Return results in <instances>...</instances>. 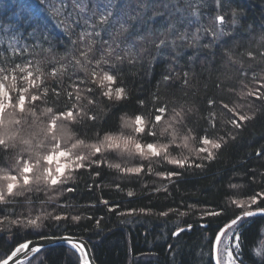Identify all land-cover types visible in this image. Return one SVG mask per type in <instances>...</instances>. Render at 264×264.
Here are the masks:
<instances>
[{
    "label": "snow or ice",
    "instance_id": "snow-or-ice-1",
    "mask_svg": "<svg viewBox=\"0 0 264 264\" xmlns=\"http://www.w3.org/2000/svg\"><path fill=\"white\" fill-rule=\"evenodd\" d=\"M38 7L49 15L62 18L70 47L65 48L59 59L57 53L36 61L33 57L39 52L51 54L56 51L47 32L37 26L28 33L29 39L24 40L12 25L0 23V33H11V39L18 45L12 46L11 52L0 46V205L15 204L17 197L34 192H43L48 202H53L65 192L75 191L68 185L69 181H75L76 174H83L79 170L99 177V169L107 167L124 177L138 179L141 174L154 171L152 163L155 161L175 166L155 173L171 181L183 174L176 169L204 167L202 162L190 159L192 155L201 161L216 159V154L204 146L211 145L218 152L227 147L229 141H235L236 136L230 129L218 128V122L209 119L206 121L208 127H201L199 143L202 146L193 147L196 137L188 125L194 108L188 106L186 93L176 96L170 107V102L162 100L159 94H153L151 98L137 97L133 101L131 89L124 85L125 66L135 65L140 58L138 45L150 35L157 37L150 41L157 52L175 51L185 46L212 49L225 37H234L240 26L241 13L233 7L232 0H175V3L172 0H38ZM169 7L179 15L168 19L163 28L153 29L148 21L157 16L171 17L167 11ZM208 9L211 12L206 11ZM193 23L197 26L190 32L189 26ZM202 39L207 42L201 44ZM256 43L259 47L255 53L249 50L247 55L264 57V30ZM231 51L229 48L224 52L229 60ZM163 79L169 89L179 88L181 92L189 83L188 73H184L179 85L172 81L171 73ZM246 95L254 96L264 107V92L259 88ZM101 104L109 111L116 109L124 115L120 116L121 124L117 129L103 135L96 132L95 139L89 142L92 138L88 137V130L96 128L105 115ZM208 104H216V101L209 99ZM130 106H135L136 110L129 116L126 110ZM223 110L232 114L228 123L234 129H242L244 122L250 120L236 108L229 109L228 104H223ZM170 148L177 155L174 156ZM185 151L189 155H184ZM202 153L206 155L201 156ZM109 154L136 163L131 166L112 163L107 159ZM9 157L13 160L11 164L8 163ZM145 161L148 162L147 168ZM94 168L97 170L93 173ZM115 186L119 188V184ZM132 195L133 192L129 191L128 196ZM258 196L264 198V193L250 197V203L258 204ZM101 202L108 204L106 200ZM238 206L245 207L240 203ZM56 207L65 205L57 204ZM113 210L109 208V211ZM136 211L132 209L129 214ZM4 212L0 224L9 228L40 229L45 220L56 222L54 227L59 228L62 220L78 223L82 218L80 215L58 214L55 210H42L34 217L16 215L14 209L5 208ZM257 212L264 213V207L258 206L255 212L244 211L218 233L216 245H219L221 236L235 242L236 256H232L233 249L228 250L230 264H243L238 251L243 242L240 230L247 223L244 218L253 217ZM208 214L218 216L221 212ZM96 224L99 225V220ZM63 227L66 228L67 224ZM184 230L179 228L173 235L178 236ZM31 243L19 245L13 256L27 250ZM41 247H34L32 251L40 252ZM73 247L87 255L82 242L74 243ZM254 254L264 262V242ZM0 264L9 262L4 259Z\"/></svg>",
    "mask_w": 264,
    "mask_h": 264
},
{
    "label": "trees",
    "instance_id": "trees-1",
    "mask_svg": "<svg viewBox=\"0 0 264 264\" xmlns=\"http://www.w3.org/2000/svg\"><path fill=\"white\" fill-rule=\"evenodd\" d=\"M172 3H175V0H172ZM232 3L241 13L240 26L237 27L234 37H225L220 45L212 49L185 46L178 47L175 51L157 52L150 43L157 37L150 35L144 42L139 43L140 58L135 65L125 66L124 85L131 89L133 101L137 97L151 98L153 94H159L162 100L170 102V107L176 96L186 93L188 106L194 108L188 125L196 137L193 147L202 146L199 143L201 127L207 128L206 121L209 119L217 121L218 128L230 129L236 136L235 141H229L228 146L218 152L212 149L211 145L204 146L216 154L215 160L201 161L195 155L190 156V159L197 163L202 162L204 167L176 169L183 174L173 177L171 181L165 179L171 186L170 192L157 190L161 188L159 182L164 178L155 173L173 169L175 166L154 161V171L147 175L141 174L138 179L124 177L123 174L107 167L99 169V177L79 170L83 174H76L75 181H69L68 185L74 187L75 191L65 192L53 202H48L43 192H35L17 197L18 202L15 204L0 205V216L5 215L4 209L8 208L14 209L15 214L20 216L34 217L42 210H55V213L67 214L69 217H82L78 223L70 219L62 220L59 222L62 225L59 228L54 227L56 222L51 220H45L44 227L40 229L15 226L9 228L0 224V260L26 240L71 235L82 237L89 243L98 264H213L212 244L216 233L244 211L256 210L258 206L264 207V198L258 196V204H251L249 199L264 193V107H261L254 96L246 95L257 88L264 92V57L256 55L253 58L247 55V51L255 53L259 47L256 41L264 30V0H232ZM27 11L39 12L38 0H0V23L8 20L9 23L2 24L14 26L13 30L18 31L24 40L29 39L28 33L39 26L47 32L49 39L56 46V51L51 54L39 52L38 58L58 53L59 59L65 48L70 47L61 24L62 18L50 15L53 18L48 19L45 25L43 22L35 24L29 17L33 28L25 25L22 29L18 22ZM167 11L171 13V17L157 16L148 21L149 25L153 29L163 28L168 19L179 15L174 8L169 7ZM206 11L211 12V9ZM196 26L193 23L189 26V31H194ZM248 26L251 28L243 30ZM0 38L10 39L11 33H1ZM206 42V39L201 40V44ZM2 46L9 48L11 52L10 44ZM229 48L232 50L231 60L224 55ZM47 69L48 66L45 65V70ZM170 73L172 81L177 85L184 79V73H188L189 83L183 92L179 88L167 87L163 78ZM119 83L118 78L117 84ZM209 99H214L216 104H208ZM223 104H228L229 109L236 108L240 114L250 117L249 121L244 122L242 129L231 127L228 121L232 114L223 110ZM101 107L104 108L105 115L96 128L88 130V137L92 138L89 142L95 139L96 132L103 135L105 132L114 131L121 124L120 116L124 115V112L116 109L109 111L103 104ZM135 110V106H130L126 111L130 116ZM169 151L174 156L177 155L173 149L170 148ZM184 155L189 153L185 151ZM144 163L147 168L148 162ZM96 170L94 168L93 173ZM116 184H119V188ZM129 191L133 192L132 196H128ZM29 200L31 203H27ZM102 200L108 201V204H103ZM232 201L244 204L245 207L241 208L238 203ZM57 204L65 207H56ZM109 208L114 210L109 211ZM132 209L137 211L129 214ZM140 209L150 211L140 212ZM157 211L168 214L157 218ZM212 212L221 214H208ZM244 219L247 223L240 230L243 241L238 250L241 253L240 259L243 264H264L261 258L254 254V250L264 242V214ZM97 220L99 225L96 224ZM188 222L197 224V228L188 227L187 231L180 232L182 234L175 238L172 227H182L188 225ZM198 222L207 224V228H201ZM65 224L66 228L63 227ZM234 243L227 241L226 249L227 252L233 249L232 256L237 254ZM146 253L149 255L148 260L138 262L136 257ZM24 264L80 262L75 251L66 245H59L40 251L36 257Z\"/></svg>",
    "mask_w": 264,
    "mask_h": 264
},
{
    "label": "bare ground",
    "instance_id": "bare-ground-1",
    "mask_svg": "<svg viewBox=\"0 0 264 264\" xmlns=\"http://www.w3.org/2000/svg\"><path fill=\"white\" fill-rule=\"evenodd\" d=\"M29 17L32 19V21H33V23H35V24H38V22H43L45 25H46V21L49 19V20H52V16H50V15H47V13L46 12H44V11H42L41 9H40V11L39 12H37V13H29V11H27L26 12V14H23V18L22 19H20L19 20V18H18V20H19V24L21 25V28L23 29V26H30V28L32 29L33 27L30 25V22H29ZM17 20V21H18ZM6 23H9V21L8 20H6L5 21ZM5 22H2V23H5ZM5 26H7L6 24H5ZM14 27V26H13ZM16 27V26H15ZM50 30H52V27L50 28ZM1 34V33H0ZM0 43L2 44V45H4V46H6L7 44H10V47L12 48V46H18L17 44H16V42L15 41H13L11 38L10 39H5V38H0ZM2 45H0V46H2ZM33 59L34 60H36V61H39L40 59H42V57H40V58H38V56L37 55H35L34 57H33ZM10 66V65H9ZM107 159H108V161L109 162H112V163H117V162H119V163H124L126 166H131L132 164H135L136 163V161L135 160H129V159H124V160H122L119 156H117L116 154H109L108 156H107ZM147 162V161H146ZM160 184V187L161 188H158V191H160V192H163V193H165V192H170L171 191V186L169 185V183H167L166 182V180L164 179V180H161L160 182H159ZM157 218L158 217H160L161 215H160V212L159 211H157ZM191 221V220H190ZM187 224V223H186ZM198 224L200 225V227L201 228H203V229H206L207 228V224H205V223H203V222H198ZM189 225H191V229H196L197 228V224H193L192 222L190 223V222H188V225H185V226H182V227H179V225H177L176 227L175 226H173L172 228H174V231H177L179 228H183V229H185L184 231H187L186 229H188V227H189ZM225 227V226H224ZM224 227H222L221 229H224ZM220 229V230H221ZM220 230L216 233L217 235H218V233L220 232ZM183 231V232H184ZM231 230L229 229V232H230ZM180 234H182V233H180ZM179 234V235H180ZM198 234H200V232L198 233ZM179 235L178 236H176V235H174L175 236V238L177 237H179ZM217 235L214 237L215 238V240H216V237H217ZM64 236H67V235H64ZM69 236H71V235H69ZM68 236V237H69ZM72 237H77V236H72ZM224 236H221V239L223 238ZM77 238H82V237H77ZM83 239V238H82ZM221 239H220V242H221ZM214 240V241H215ZM227 241L228 240H225V245H227ZM213 244H214V242H213ZM212 244V245H213ZM66 245V244H65ZM90 246V245H89ZM261 246V243L259 244V247ZM219 247H220V243H219ZM213 248H214V245H213V247H212V252H213ZM227 248V247H226ZM43 250H45V249H42L41 251H43ZM90 251H92L91 250V248H90ZM226 252H227V249H226ZM38 253L39 252H37V255H38ZM218 253H219V248H218ZM227 255H228V252H227ZM92 256H93V260L95 261V259H94V255H93V251H92ZM149 257V255L146 253V254H139L137 257H136V259H137V261L139 262H146ZM228 257H229V255H228ZM33 257H30L29 259H27V261L28 260H30V259H32ZM230 258V257H229ZM219 259H220V257H219ZM230 260V259H229ZM26 261V262H27ZM212 261H213V259H212ZM26 262H23V263H21V264H24V263H26ZM96 263H97V261H95ZM98 264V263H97ZM214 264V263H213ZM219 264H221V262H220V260H219ZM226 264H230V262H227Z\"/></svg>",
    "mask_w": 264,
    "mask_h": 264
},
{
    "label": "water",
    "instance_id": "water-1",
    "mask_svg": "<svg viewBox=\"0 0 264 264\" xmlns=\"http://www.w3.org/2000/svg\"><path fill=\"white\" fill-rule=\"evenodd\" d=\"M253 211L255 212L256 210H253ZM263 214L264 213L257 212V214L255 216L263 215ZM220 239H221V237H220ZM28 241L32 242L31 244H29V248L25 251L15 253V256H13V252H14L15 248H17L19 245L26 243ZM215 241L213 244L214 248H213L212 256H213V263L217 264V260L219 258V256H218L219 245H216ZM26 242L18 244L9 254H7V256H5L4 259H7L9 264H21V263L27 261V259H29L30 257L37 255V252L32 251V249L34 247H41L42 246L41 247V250H42V249H47L48 247L66 244V246H68L69 248H71L73 251L76 252V254L78 255V259H79L80 264H85V260L87 261V264H97L93 260L92 251H90L89 243L82 238H77V237H72V236H69V237L68 236H58V237L48 236V237H40L37 239H29V240H26ZM77 242H82L84 244L85 252L87 253V255H85L84 253H80L78 251V249L73 247V244L77 243ZM4 259H2V260H4ZM2 260H0V261H2Z\"/></svg>",
    "mask_w": 264,
    "mask_h": 264
},
{
    "label": "rangeland",
    "instance_id": "rangeland-1",
    "mask_svg": "<svg viewBox=\"0 0 264 264\" xmlns=\"http://www.w3.org/2000/svg\"><path fill=\"white\" fill-rule=\"evenodd\" d=\"M13 163V160H12V157L9 159V164ZM2 166V165H1ZM35 193V192H34ZM255 210V209H254ZM253 211V210H252ZM231 230V229H230ZM229 231V230H228ZM227 235V233H226ZM225 237H223L221 239V242H220V247H219V253H218V256L220 257V262L221 264H226L227 262H230V258L228 257L227 255V252H226V245H225ZM37 255L33 256V257H36ZM26 262V261H25Z\"/></svg>",
    "mask_w": 264,
    "mask_h": 264
}]
</instances>
